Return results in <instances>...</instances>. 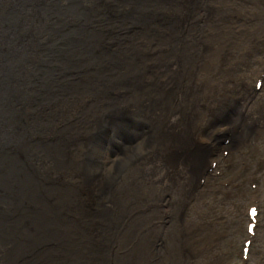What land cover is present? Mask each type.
<instances>
[{
    "label": "bare ground",
    "instance_id": "6f19581e",
    "mask_svg": "<svg viewBox=\"0 0 264 264\" xmlns=\"http://www.w3.org/2000/svg\"><path fill=\"white\" fill-rule=\"evenodd\" d=\"M263 82L264 0H0V264H223L178 149L248 156Z\"/></svg>",
    "mask_w": 264,
    "mask_h": 264
},
{
    "label": "rangeland",
    "instance_id": "374dc122",
    "mask_svg": "<svg viewBox=\"0 0 264 264\" xmlns=\"http://www.w3.org/2000/svg\"><path fill=\"white\" fill-rule=\"evenodd\" d=\"M263 84L264 82L258 84L260 89ZM238 100L229 105L227 110L231 108L227 111V116L226 114L219 115L216 118L218 117L217 119L222 121L224 118L232 115L237 109V105H233ZM133 115L136 114H130L124 117L130 129L121 135L120 141L112 142L115 149L122 150L126 146V142H128L127 138L133 134L132 129H146L149 133L151 132L152 126L150 125L151 123L148 124L150 122L149 120L146 118H143L144 120L142 118H136ZM226 141L228 142V140H225L221 144H227ZM109 142V139L106 140L102 146H106ZM184 146L185 144L178 150H182L183 155H187L189 158L197 161L196 171L198 173L196 172V181L188 187L182 215L188 219L201 217L204 222L206 221L213 226L218 238L215 242L213 252L223 260V264H264V135L262 139H257L255 144H250L249 150L247 151L248 156L245 157L243 155L244 151H240L239 156L224 155L222 152L218 153L215 150L213 154L211 149L203 143H200L198 146L200 148L197 149H186ZM249 156L251 157L248 160L249 162H247ZM232 158L234 159L232 160ZM94 161L95 159L93 158L88 163ZM206 161H209L212 165L209 166L207 172H204L206 170L205 165L203 168L202 165ZM250 162H252V165H249ZM201 172L203 175H201ZM103 177L106 178V176ZM105 182L104 185L102 184L100 191L92 182L98 204H100L99 202H101L104 196L109 195L110 197V193L112 192V186H110L109 181L105 180ZM252 208H256L258 214L255 216V228L250 233L249 226L253 221H251L249 213ZM152 211L159 210L156 208L150 212ZM165 221H168V218ZM150 227L155 232L166 228L163 221L157 219L150 223ZM247 242L249 243L248 246L246 245ZM246 248H248L247 251H245Z\"/></svg>",
    "mask_w": 264,
    "mask_h": 264
}]
</instances>
